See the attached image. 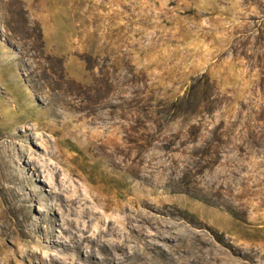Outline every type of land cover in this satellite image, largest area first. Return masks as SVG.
I'll return each mask as SVG.
<instances>
[{
    "label": "rangeland",
    "instance_id": "374dc122",
    "mask_svg": "<svg viewBox=\"0 0 264 264\" xmlns=\"http://www.w3.org/2000/svg\"><path fill=\"white\" fill-rule=\"evenodd\" d=\"M0 264H264V0H0Z\"/></svg>",
    "mask_w": 264,
    "mask_h": 264
}]
</instances>
